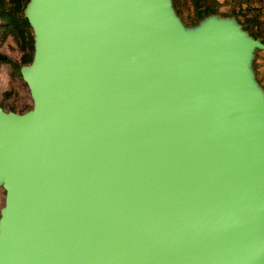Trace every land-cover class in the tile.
<instances>
[{"label":"water","instance_id":"obj_1","mask_svg":"<svg viewBox=\"0 0 264 264\" xmlns=\"http://www.w3.org/2000/svg\"><path fill=\"white\" fill-rule=\"evenodd\" d=\"M32 100L0 107V264H264V43L172 0H29Z\"/></svg>","mask_w":264,"mask_h":264},{"label":"rangeland","instance_id":"obj_2","mask_svg":"<svg viewBox=\"0 0 264 264\" xmlns=\"http://www.w3.org/2000/svg\"><path fill=\"white\" fill-rule=\"evenodd\" d=\"M239 4H242V9H235ZM172 6L187 28L197 26L209 16H218L233 18L253 39L261 41V36H264V0H250L248 5H244L242 0H201L198 4L194 0H172ZM206 7L212 13L205 11ZM24 37L25 40L21 39L17 29L0 20V107L6 113L24 114L33 105L20 76V68L29 65L33 58L31 28ZM251 68L257 84L264 90V51H255ZM4 200L5 192L0 188V209L4 207Z\"/></svg>","mask_w":264,"mask_h":264},{"label":"trees","instance_id":"obj_3","mask_svg":"<svg viewBox=\"0 0 264 264\" xmlns=\"http://www.w3.org/2000/svg\"><path fill=\"white\" fill-rule=\"evenodd\" d=\"M6 1V3H5ZM178 0H175L177 2ZM196 3H200L201 0H194ZM244 5H248L250 0H242ZM28 0H0V20L6 22V25L10 28L17 29L21 39L25 40L24 34H26L30 27L23 17V10ZM209 8H205L208 11ZM238 10L242 9V4L237 6ZM202 15V14H201ZM261 42L264 43V36H261Z\"/></svg>","mask_w":264,"mask_h":264}]
</instances>
